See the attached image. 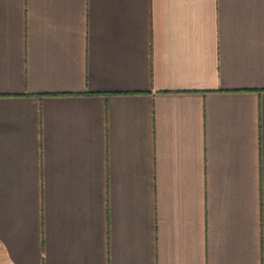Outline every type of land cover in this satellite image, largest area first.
I'll return each mask as SVG.
<instances>
[{
	"label": "crops",
	"instance_id": "crops-1",
	"mask_svg": "<svg viewBox=\"0 0 264 264\" xmlns=\"http://www.w3.org/2000/svg\"><path fill=\"white\" fill-rule=\"evenodd\" d=\"M0 264H264V0H0Z\"/></svg>",
	"mask_w": 264,
	"mask_h": 264
}]
</instances>
